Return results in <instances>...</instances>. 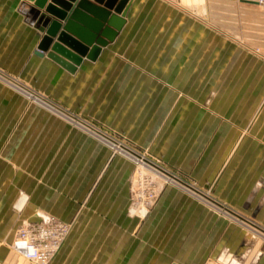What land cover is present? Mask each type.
<instances>
[{"label": "crops", "instance_id": "obj_1", "mask_svg": "<svg viewBox=\"0 0 264 264\" xmlns=\"http://www.w3.org/2000/svg\"><path fill=\"white\" fill-rule=\"evenodd\" d=\"M33 13L28 0H0V66L151 145L178 174L211 188L210 200L231 208L221 216L169 186L144 221L130 218L132 163L111 158L101 143L0 83V184L13 186L0 193V233L10 230L12 239L21 223L42 214L73 222L50 264H69L73 256L75 264H222V257L240 264L230 252L243 253L241 264H264L262 245L229 218L250 214L264 224L261 56L229 36L199 34L197 18L176 2L130 0L115 39L69 72L35 54ZM19 189L29 204L17 214L11 202ZM218 250L217 259L205 261ZM9 251L0 249V264H27Z\"/></svg>", "mask_w": 264, "mask_h": 264}, {"label": "rangeland", "instance_id": "obj_2", "mask_svg": "<svg viewBox=\"0 0 264 264\" xmlns=\"http://www.w3.org/2000/svg\"><path fill=\"white\" fill-rule=\"evenodd\" d=\"M171 1L176 2L183 14L189 15L190 13H192V16H195L197 18L201 26L200 29H202L199 30V34L208 29V31L212 30L213 32L219 33L221 35L229 36V38H234V41L236 43L240 44L241 46L244 45L247 50H251L252 52L260 55L264 60V7L254 2L244 0ZM201 7L203 8L201 9ZM0 83L20 94L27 105H33L43 109L45 112H48L49 114L54 116V118H59L70 127L79 130L86 136L101 143L107 148V150L109 151V156L111 158L115 156H121L132 163V169L128 177V204L126 208V213L130 218L136 219L138 221H144L157 205L159 196L162 194L163 190L169 186L175 187L178 190H181L182 192H185L186 194L192 196L207 208L211 209L217 214H220L221 216H224V214L222 213L223 211H228L226 208H231L230 206H228L229 204L227 202H212L209 200L213 204L217 203L219 208L223 210L221 212V210L216 209L209 202L196 197L190 191L180 187V185L172 182L165 176L149 169L143 163L138 162L133 158V152L145 156L147 159L158 164V166L165 169L169 173L177 175L183 182L192 185L202 193H208L206 195L216 200V195L214 194L213 190H211V188L204 187L203 184H198L194 180H187L184 176L178 174L176 170L170 168V166L163 162L159 154L151 150V145L148 144L147 146H142L139 142H136L135 140L125 136L121 131L116 130L115 128L110 126L108 122L99 120L95 116H92L90 114H83V112L80 110H74L64 105L63 103L47 95L44 91L34 88L30 83L23 80L18 75L7 72L2 66H0ZM14 84H16L17 86ZM98 132L102 133V136H108L109 138L111 137L113 141L115 140L116 142L125 146L128 149H126L127 152L122 151L120 148H118V146H115V144H112L100 138L98 135H96L98 134ZM28 155L29 153L23 155V161L27 158ZM25 161L29 163L30 160L27 158V160ZM8 176L10 175H7L6 177L9 178ZM12 177L13 176H11V178ZM162 180L165 181L164 184L160 182ZM12 188L13 186L10 184H0V193L5 194ZM3 197L4 195L1 196L2 199ZM28 198V193L24 189H19L16 197H14L11 202V209L15 210L17 214L23 213L24 208L29 204ZM142 208H145L147 211L145 213H142ZM241 213L245 214V212ZM247 215V219L249 221H252L256 224H261V227L264 228V224L258 222L254 216L250 214ZM51 217L56 220H60L54 216ZM242 218L246 217L243 216ZM230 222L237 226L240 230H243L245 232V236L250 238L251 241L259 242L264 249V237L257 236V238H252L253 234L251 232H248L242 224H239L231 219ZM67 223L69 224V231L64 241L58 248L57 252L71 234L74 223L71 221ZM9 229L12 228L10 227ZM11 235L12 232L10 230L5 233H0V249L4 248L5 246L7 251L10 250L9 252L13 251L14 253L18 254L11 247ZM251 249H253V247L249 248V250ZM221 252L223 251L218 250L214 253L213 256L207 257L205 261H209V259H217L220 256ZM0 257L2 256L0 255ZM77 261H79L78 258L73 256L69 259V264H75ZM92 264L96 263H94L93 261Z\"/></svg>", "mask_w": 264, "mask_h": 264}, {"label": "water", "instance_id": "obj_3", "mask_svg": "<svg viewBox=\"0 0 264 264\" xmlns=\"http://www.w3.org/2000/svg\"><path fill=\"white\" fill-rule=\"evenodd\" d=\"M28 1L33 4L40 35L35 54L69 72H74L83 58L95 60L102 47L115 39L130 5V0Z\"/></svg>", "mask_w": 264, "mask_h": 264}, {"label": "built area", "instance_id": "obj_4", "mask_svg": "<svg viewBox=\"0 0 264 264\" xmlns=\"http://www.w3.org/2000/svg\"><path fill=\"white\" fill-rule=\"evenodd\" d=\"M256 3L264 7V0H256ZM141 163L156 173L161 174L160 172H162L167 175L171 174H169L168 171H164L165 169L163 170V168L161 170L159 168V171L148 161ZM174 177H176V183L180 185L182 180L177 175ZM160 182L162 184L165 183L163 180ZM193 192L197 193V191ZM199 196L201 195L199 194ZM246 230L248 231L249 229L246 228ZM68 231L69 224L67 222L56 220L49 215L42 214L38 220L25 221L16 228L14 237L12 238L11 247L27 261V264H50ZM250 232L255 235L254 238L259 236L257 232ZM230 253L233 254L234 258L239 260L241 264V260L244 257L242 256L243 253Z\"/></svg>", "mask_w": 264, "mask_h": 264}, {"label": "bare ground", "instance_id": "obj_5", "mask_svg": "<svg viewBox=\"0 0 264 264\" xmlns=\"http://www.w3.org/2000/svg\"><path fill=\"white\" fill-rule=\"evenodd\" d=\"M14 85H16V84H14ZM17 86V85H16ZM43 103V102H42ZM96 135H98L100 138H102V139H104L105 141H108V142H110V143H112V144H116V146H118L122 151H125V152H127L126 151V147L125 146H123L122 144H120V143H118V142H116L115 140L113 141V139L110 137H108V136H102V133H100V132H98V134H96ZM108 138V139H107ZM131 152H133V151H131ZM132 156H133V158L136 160V161H138V162H144V161H148V162H150L151 164H152V166L154 167V168H156V169H158L159 170V168H160V170L162 169L160 166H158V164H156V163H154V162H152V161H150L149 159H147L145 156H143V155H141V154H138V153H135V152H133L132 153ZM159 170V171H160ZM164 170V169H163ZM164 171H166V170H164ZM167 172V171H166ZM162 175H164L162 172H160ZM169 173V172H168ZM170 174V173H169ZM164 176H166V177H168V179L169 180H171L172 182H177V180H176V177H174L172 174H170V175H167V174H165ZM177 184V183H176ZM180 187H182V188H184V189H186V190H188V191H190L191 193H193L196 197H199L200 199H204L206 202H209L210 204H212V206H214L215 208H217V209H220V210H222L221 208H219V206L217 205V203L216 204H213L212 202V200H210V198H209V196L208 195H206V194H208V193H202V192H200L197 188H195V187H193L192 185H189V184H187V183H185V182H183V181H181V184H180ZM189 189H191V190H189ZM193 191H197V193L196 192H193ZM200 192V193H199ZM199 194L201 195V196H199ZM202 197H204V198H202ZM212 201V202H210V201ZM147 210L145 209V208H142V212L143 213H145ZM229 218L231 219V220H233V221H235V222H237V223H239V224H242L245 228H247V229H249L250 231H253V232H257L258 234H259V236H261V237H264V228H262L261 226H259V225H257V224H255L254 222H252V221H249L248 219H246V218H242V217H240L239 215H237L236 213H234V214H229ZM248 230V232H250ZM254 237H255V235H254ZM227 261L228 262H230V260L228 259V258H223L222 257V259H221V263L222 264H228L227 263ZM229 264H237L236 262H230Z\"/></svg>", "mask_w": 264, "mask_h": 264}]
</instances>
